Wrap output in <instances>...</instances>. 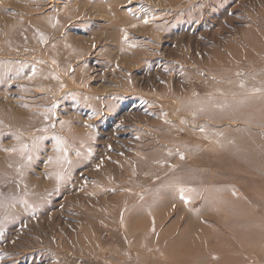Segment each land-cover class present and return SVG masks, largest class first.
Instances as JSON below:
<instances>
[{
	"label": "rangeland",
	"instance_id": "1",
	"mask_svg": "<svg viewBox=\"0 0 264 264\" xmlns=\"http://www.w3.org/2000/svg\"><path fill=\"white\" fill-rule=\"evenodd\" d=\"M0 264H264V0H0Z\"/></svg>",
	"mask_w": 264,
	"mask_h": 264
},
{
	"label": "bare ground",
	"instance_id": "2",
	"mask_svg": "<svg viewBox=\"0 0 264 264\" xmlns=\"http://www.w3.org/2000/svg\"><path fill=\"white\" fill-rule=\"evenodd\" d=\"M189 201V200H188Z\"/></svg>",
	"mask_w": 264,
	"mask_h": 264
}]
</instances>
